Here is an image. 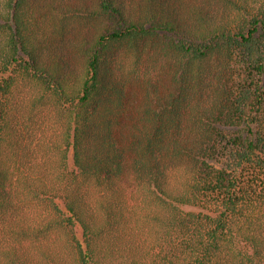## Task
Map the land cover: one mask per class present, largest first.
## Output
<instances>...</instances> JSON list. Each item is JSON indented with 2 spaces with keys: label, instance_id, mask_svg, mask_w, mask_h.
Listing matches in <instances>:
<instances>
[{
  "label": "trees",
  "instance_id": "1",
  "mask_svg": "<svg viewBox=\"0 0 264 264\" xmlns=\"http://www.w3.org/2000/svg\"><path fill=\"white\" fill-rule=\"evenodd\" d=\"M0 264H264V0H0Z\"/></svg>",
  "mask_w": 264,
  "mask_h": 264
}]
</instances>
